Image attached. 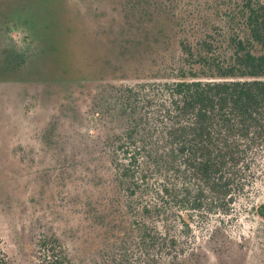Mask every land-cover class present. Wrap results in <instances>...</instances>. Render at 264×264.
I'll use <instances>...</instances> for the list:
<instances>
[{
    "label": "trees",
    "instance_id": "16d2710c",
    "mask_svg": "<svg viewBox=\"0 0 264 264\" xmlns=\"http://www.w3.org/2000/svg\"><path fill=\"white\" fill-rule=\"evenodd\" d=\"M125 5L141 21L173 25L155 38L172 39L174 54L152 74L78 83L86 110H71L74 120L88 119L99 135L92 146L57 148L67 161L55 170L97 190L88 218L111 238L84 261L46 235L42 264H175L196 229L231 218L264 179V0ZM54 124L41 136L46 148ZM255 199L251 217L264 234ZM0 264L17 263L0 253Z\"/></svg>",
    "mask_w": 264,
    "mask_h": 264
},
{
    "label": "rangeland",
    "instance_id": "374dc122",
    "mask_svg": "<svg viewBox=\"0 0 264 264\" xmlns=\"http://www.w3.org/2000/svg\"><path fill=\"white\" fill-rule=\"evenodd\" d=\"M121 1L0 0V253L17 264L44 263L38 241L46 235L84 261L111 238L88 218L96 214L97 190L55 168L67 161L57 148L92 146L99 135L88 119L74 120L72 111L86 110L78 83L152 74L174 54L173 40L164 38L173 25L161 16L141 21ZM21 34L33 38L26 57L7 41ZM51 122L56 139L46 148L41 136ZM254 188L259 205L264 179ZM252 200L243 198L224 223L196 229L175 264H264L262 219H252Z\"/></svg>",
    "mask_w": 264,
    "mask_h": 264
},
{
    "label": "flooded vegetation",
    "instance_id": "af4514ba",
    "mask_svg": "<svg viewBox=\"0 0 264 264\" xmlns=\"http://www.w3.org/2000/svg\"><path fill=\"white\" fill-rule=\"evenodd\" d=\"M23 27H24L23 29H29L26 25ZM14 31H16V30H14ZM28 32H29V30H28ZM9 33H10V31H9ZM22 35L23 34H21L19 40L15 41V42H14V40L9 39V38L7 40L9 43V46H11L13 51L18 55H20L22 51H27V47H29L28 45H30V41L31 40L33 41V38L31 36L25 37L26 36L25 34L23 36ZM24 49H26V50H24Z\"/></svg>",
    "mask_w": 264,
    "mask_h": 264
}]
</instances>
